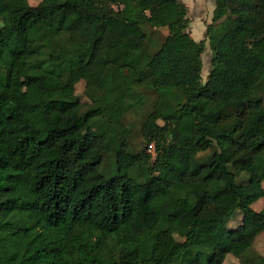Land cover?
Listing matches in <instances>:
<instances>
[{
    "label": "trees",
    "instance_id": "obj_1",
    "mask_svg": "<svg viewBox=\"0 0 264 264\" xmlns=\"http://www.w3.org/2000/svg\"><path fill=\"white\" fill-rule=\"evenodd\" d=\"M149 20L166 29L152 52ZM186 26L180 0H0V264H222L250 249L264 231V115L245 123L264 95V0H213L203 82ZM146 101L134 151L124 117Z\"/></svg>",
    "mask_w": 264,
    "mask_h": 264
},
{
    "label": "rangeland",
    "instance_id": "obj_2",
    "mask_svg": "<svg viewBox=\"0 0 264 264\" xmlns=\"http://www.w3.org/2000/svg\"><path fill=\"white\" fill-rule=\"evenodd\" d=\"M39 0H27L28 4L35 5ZM185 5V17L187 19L186 32L188 35L198 44H200V60H201V71H200V79L201 82L205 80V77L209 71V63L211 52L207 44V40L205 38V27L207 24L211 22L212 19V10H213V0H180ZM222 18V12L218 10L216 14V20ZM146 30L149 32L150 41L148 44V49L150 52L155 50L158 44L161 42L163 36L166 34V29L163 27H156L149 20L147 22ZM253 54L257 58V60L264 64V43L263 41H259L252 45ZM76 83L74 85V93L79 98L81 103H87V99L83 93V81L81 80L79 74L74 72L73 74ZM154 80L159 81L161 83L167 82L168 78L166 74L158 72L154 74ZM169 82V80H168ZM148 99V98H147ZM149 99L148 101H150ZM150 109V103L147 101L143 103V105L136 110L129 111L125 117L124 121L129 126L130 129V142L134 151L139 150L143 142L140 138L139 134V126L145 115V113ZM264 115V95L262 97V106L256 108L248 113V116L245 120L246 130L249 132L253 131L256 128L259 120ZM160 123V122H159ZM153 148V144H152ZM146 147V152H147ZM211 152V149H207L206 151L200 152L198 155H207ZM153 156V152L151 153ZM110 156H106L104 158V165H109ZM247 163H244L246 166ZM241 167V166H240ZM240 171V170H238ZM242 175V173H237V179ZM264 185V183H263ZM264 187V186H263ZM222 203L218 205L212 215H225L229 208L232 206L228 197L224 196L222 199ZM263 204V201L256 202L254 208L259 207ZM181 221L185 227L188 229L191 227V221L186 214L181 215ZM238 221V215H235L234 218L228 222V226H233ZM264 253V231L260 232L254 239L252 246L245 253V255L240 259H237L230 254H226L224 256L222 264H249L254 262L257 256H261ZM247 259V261L245 260ZM251 263V264H252Z\"/></svg>",
    "mask_w": 264,
    "mask_h": 264
},
{
    "label": "built area",
    "instance_id": "obj_3",
    "mask_svg": "<svg viewBox=\"0 0 264 264\" xmlns=\"http://www.w3.org/2000/svg\"><path fill=\"white\" fill-rule=\"evenodd\" d=\"M147 148H148V149H147V152L151 154V153L153 152L152 144H151V143L148 144V145H147Z\"/></svg>",
    "mask_w": 264,
    "mask_h": 264
},
{
    "label": "crops",
    "instance_id": "obj_4",
    "mask_svg": "<svg viewBox=\"0 0 264 264\" xmlns=\"http://www.w3.org/2000/svg\"><path fill=\"white\" fill-rule=\"evenodd\" d=\"M258 202H259V200H258ZM254 204H256V203H254Z\"/></svg>",
    "mask_w": 264,
    "mask_h": 264
}]
</instances>
